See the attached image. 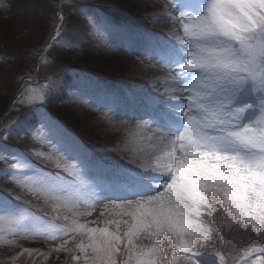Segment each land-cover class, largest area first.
<instances>
[{
  "label": "snow or ice",
  "instance_id": "1",
  "mask_svg": "<svg viewBox=\"0 0 264 264\" xmlns=\"http://www.w3.org/2000/svg\"><path fill=\"white\" fill-rule=\"evenodd\" d=\"M181 7L190 11L177 18L183 33L177 43L187 47L159 55L175 65L186 103L162 114L167 132L148 145L156 153L150 168L112 172L91 203L83 194L36 181L54 211L72 214L64 217L69 223L44 221L3 200L0 245L15 246L9 236L57 240L71 232L81 237L71 259L82 258V264H168L159 241L170 240L171 264H204L196 247L210 239V229L200 218L204 209L214 211L213 200L234 223L264 229V0H196ZM149 171L157 175L147 176ZM103 201L101 216L110 217L103 227L80 223L79 216L91 215L77 211L81 204L94 208ZM144 239L151 243H138ZM68 242L53 251H69Z\"/></svg>",
  "mask_w": 264,
  "mask_h": 264
},
{
  "label": "rangeland",
  "instance_id": "2",
  "mask_svg": "<svg viewBox=\"0 0 264 264\" xmlns=\"http://www.w3.org/2000/svg\"><path fill=\"white\" fill-rule=\"evenodd\" d=\"M23 1H28L32 6L40 5L42 14L40 13L39 15L41 18L36 7H32V11H29L30 15L28 17L34 16L33 20H29L27 16L20 14L15 7H8L7 0H0V5H3L0 7V176H8L10 179L9 183L12 185V188H10L6 187L2 182L0 183V201L6 200L14 209L26 210L44 221H52L63 226L69 223L64 217L69 216L71 218L72 214L70 212L64 209H59L58 212L54 211L53 202L46 200L43 203L51 204L52 211L56 216L58 215L63 224L54 220H47L44 216L51 215V211L50 213L45 211L46 207L43 205H33L29 199L25 200V197L16 194L15 191H23L28 196L31 193H36L45 198L35 186L36 181L43 180L45 187L51 185L69 192L83 194V197L87 198L91 203L92 192L95 190L99 193L97 186H102L103 182L100 180L93 181L92 167L90 165L89 169L86 167L83 163L84 159L79 158L80 154L70 149L67 142H65L63 131L50 119L46 118L42 112H39V116H42L40 118L41 121H39L41 124L39 126L40 129L31 131L34 123L27 116L24 120L25 122L29 121L30 125L26 127V130L30 131L31 136L36 141L55 148L56 154L50 151H43L41 148H36L29 144L26 145L23 141L16 146V143L8 139L9 134L23 130L24 126V121H21L22 117H24L22 115H15L4 121V117L9 115L7 112L10 107L13 106L14 108V102L19 99L16 98L17 93L22 91L20 96L22 105L35 104V108L41 111L42 107L40 105L46 98L45 96L51 91H57L58 87V80L48 75L44 70L40 71V81L34 78L35 63L33 64L32 62L37 55L41 54L40 46L44 47V42L50 39L53 24L51 7L54 2H58L57 0ZM76 1L78 0H66L62 4L61 8L63 11L65 6H69V9L65 10L66 12L64 11L68 18H70L71 14L77 13L79 6ZM133 1L146 7L153 18V27H155L153 34L158 33L163 39L155 35H145L112 28L110 25L111 21L102 13H98V16H96L93 12L89 13L88 8H79L82 11L80 14L86 16L93 25L95 32L100 37H105L106 42L114 46L117 52L119 51V60H122L119 62L121 63L120 67L131 69L134 73L140 72L139 76L145 80L146 84L144 89L125 88L114 90L112 108L106 109L105 103L104 109H106L107 114H101L98 112L102 110L100 108L101 103L95 98L96 94L94 93V91L98 93L101 86L97 85L95 81H87L84 84L75 82V108H78L79 113L77 114L75 110H72V112L79 116L81 121V123H76V125L73 124L75 127L84 128L83 126H85L88 129H96V132L101 134L97 130L95 121H97L98 125L103 126V132L109 136L108 140H104L107 143L104 144L103 142V147L109 146L108 148L111 150L112 141L114 140L117 141L118 145L122 142L123 151H125V146L128 148L130 145L134 149L135 154L126 163L128 171L144 174V169L151 166V156L156 154L149 149L148 145L158 142L159 133L162 131L155 121L148 118V114H154L155 118L164 121L162 114L169 112L161 111L160 104L163 102H167L166 105L168 106L179 104L187 96V93L180 90L181 81L176 77L177 69L175 65L162 63L159 53L171 47H187L177 43V37L183 34L181 24L177 18L180 16L181 11H190L188 8H182L181 5L194 3L196 0ZM59 5L61 6V4ZM48 8L51 9V12L50 10L48 11ZM3 43H8L7 46L14 49L13 51L16 52V55L20 54L23 57L21 59L18 58V62H14L13 59L16 58L12 56L15 53L5 50L6 47H3ZM1 53L6 54L1 55ZM47 62L48 59L46 57L40 68ZM103 66L102 64L101 67ZM24 79L28 82L23 86V91L21 87L24 84H22ZM14 96H16L15 101L11 102L9 99L10 97L14 98ZM8 101H10V104L7 103ZM83 110L91 117L83 114L81 112ZM121 111L128 115L123 116L120 113ZM92 113L96 114V116L91 115ZM27 114L29 115V113ZM42 121L45 122L42 124ZM138 125H145V128L138 129ZM148 136H152L154 139L150 141L147 139ZM23 144L24 146H22ZM46 160L52 161L50 163H56L57 167H59L57 173H52L39 164V162ZM18 161L24 163L25 167L14 168L13 165L17 164ZM56 165L52 164L51 167ZM81 170L89 172L87 179L83 177ZM146 175L157 174L149 171ZM102 177L106 178L107 176L104 175ZM148 182L156 184L160 181L149 179ZM159 190L163 191V188ZM155 194L156 192L149 193V195ZM103 195H110V193H103ZM104 203H108V201L95 203L94 208L81 204L77 211L80 213L90 212L91 215L79 216L80 223H87L89 227H103L104 225L101 222L110 218L106 215L101 216ZM213 204L212 208L214 211L204 209V214L200 218L210 229V239L197 243L196 250L202 253L201 259L211 261L212 264H221L219 261L235 264L243 257L250 258L256 253L259 258L256 259L257 263L264 264V229L256 231L251 225H244L239 221L234 223L222 211V208L218 207V204H215L216 206ZM225 217L230 220L228 221L229 226L224 222L223 218ZM3 226V213H0V228H3ZM249 234L255 235L253 241L249 240L252 239ZM8 239H14L16 242L21 241V244L6 247L0 245V264H82V258L81 261H73L71 259L74 252L78 254L75 244L81 240V237L74 233L69 232L68 235H62L57 240H46L43 238L21 239L12 236H9ZM65 240L69 241L65 245V248L69 249V251H53L58 245L63 244ZM138 243L149 245L151 241L144 239L138 241ZM159 243L165 251L168 264H171V255L174 251L171 241L162 240ZM22 249L36 251L28 252L22 251ZM224 252L227 254L225 258L222 255ZM177 255H183V253H177ZM117 259L119 260L120 257L118 256Z\"/></svg>",
  "mask_w": 264,
  "mask_h": 264
},
{
  "label": "trees",
  "instance_id": "3",
  "mask_svg": "<svg viewBox=\"0 0 264 264\" xmlns=\"http://www.w3.org/2000/svg\"><path fill=\"white\" fill-rule=\"evenodd\" d=\"M55 3L56 2H54L51 7L53 15L55 11ZM76 3L79 7L88 8V11L90 12L103 13L110 19L111 23L126 24L133 28H139L144 32L150 29L151 24L147 17V9L142 4L135 3L133 0H78ZM7 4L8 7H15L20 14L27 16V19L29 20L34 19V16L28 17L30 15L29 11L32 7L38 9V15L40 13L42 14L40 5L32 6L28 1L7 0ZM68 9L69 6H65V10ZM49 10L51 12V9L48 8V11ZM39 17L41 18L40 15ZM70 18L67 17L62 26L60 37L56 41L59 43H53L55 45L52 44L47 50L46 57L48 62L40 68V71L44 70L48 75H51L58 80L57 91H51L45 96L46 98L40 105L43 109H41V111H38V108H35V104L22 105V102H19L18 100L13 110H11L10 114L4 121H7L15 115H22L24 116L21 119V121H24L23 130H18L17 133L14 132L9 134L8 139L17 145H20L21 141L26 142L28 134H26L25 127L30 125V123L29 121L25 122L24 119L28 116L32 119L34 123L33 125H37L42 117L39 116V112H42L44 116L54 118L56 121L60 122L70 134L75 135L80 139L82 144L96 155L111 156V150L108 148L109 146H102L103 142L104 144L107 143L104 140H108L109 136L103 132L104 128L98 125L97 121H95L97 130L101 132L102 136H100V133L96 132V129H88L85 126H83L84 128L74 126L76 123H81V121L79 120V116L72 112V110H75L77 114L79 113L78 108H75L76 99L71 98V94L74 92L71 80L73 76L88 75L101 82L124 81L125 79L129 80L132 77L130 75L131 69L129 70L124 69L122 66L120 67L121 63L119 62L122 61L119 60L120 56L116 55L110 47L101 42L92 31L86 19L80 16L78 12L71 14ZM47 41L48 40H46L44 44ZM7 44L3 43V47H6L5 50H8L9 52L15 53L12 57L16 58L13 59L14 62H18V58L21 59L23 55L18 53V55H16V52L13 51L14 49L9 48ZM5 54L6 53H1V55ZM32 62L36 65V57ZM102 64L104 65L103 67H101ZM33 75H36L35 66ZM14 99L15 96L14 98L10 97L9 100L12 102ZM10 101L7 103L10 104ZM81 112L90 116L84 110ZM27 113H29V115ZM113 147L114 141H112L111 149ZM223 219L229 226L228 221L230 220L226 217ZM249 235L253 240L255 235ZM222 255L223 257L227 256L225 252Z\"/></svg>",
  "mask_w": 264,
  "mask_h": 264
},
{
  "label": "bare ground",
  "instance_id": "4",
  "mask_svg": "<svg viewBox=\"0 0 264 264\" xmlns=\"http://www.w3.org/2000/svg\"><path fill=\"white\" fill-rule=\"evenodd\" d=\"M183 104H184V102H183ZM170 112L172 113V108L170 107ZM176 112L177 113H179L180 112V109H179V107H177V109H176ZM123 116H126V115H128L127 113H125L124 111H121L120 112ZM130 115H131V113H130ZM132 116V115H131ZM159 126H161L163 123H157ZM162 127V126H161ZM163 129H162V131L160 132V133H166L167 132V129L166 128H164V127H162ZM151 176V175H150ZM160 182H158V183H161L162 181L161 180H159ZM204 261V264H212L211 263V261H207V260H203ZM213 262V261H212ZM178 264H184V262L181 260V261H178ZM247 264H260V263H257V261H254V260H252L251 262H249V263H247Z\"/></svg>",
  "mask_w": 264,
  "mask_h": 264
}]
</instances>
